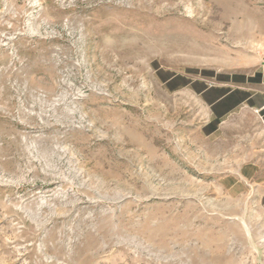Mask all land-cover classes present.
Listing matches in <instances>:
<instances>
[{
  "label": "rangeland",
  "instance_id": "rangeland-1",
  "mask_svg": "<svg viewBox=\"0 0 264 264\" xmlns=\"http://www.w3.org/2000/svg\"><path fill=\"white\" fill-rule=\"evenodd\" d=\"M261 68L264 0H0V264H264L193 93Z\"/></svg>",
  "mask_w": 264,
  "mask_h": 264
},
{
  "label": "crops",
  "instance_id": "crops-1",
  "mask_svg": "<svg viewBox=\"0 0 264 264\" xmlns=\"http://www.w3.org/2000/svg\"><path fill=\"white\" fill-rule=\"evenodd\" d=\"M193 93L208 112L204 129L218 148L213 172L219 185L253 208L264 236V68L196 84Z\"/></svg>",
  "mask_w": 264,
  "mask_h": 264
},
{
  "label": "trees",
  "instance_id": "trees-1",
  "mask_svg": "<svg viewBox=\"0 0 264 264\" xmlns=\"http://www.w3.org/2000/svg\"><path fill=\"white\" fill-rule=\"evenodd\" d=\"M178 80H181V78H178Z\"/></svg>",
  "mask_w": 264,
  "mask_h": 264
}]
</instances>
